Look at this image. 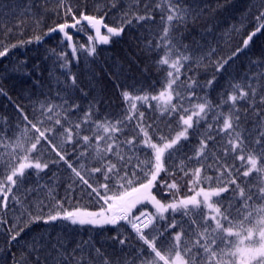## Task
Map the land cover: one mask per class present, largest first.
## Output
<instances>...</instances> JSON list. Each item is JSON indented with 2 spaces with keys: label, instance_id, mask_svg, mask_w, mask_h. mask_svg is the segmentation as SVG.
<instances>
[{
  "label": "snow or ice",
  "instance_id": "6c2138e0",
  "mask_svg": "<svg viewBox=\"0 0 264 264\" xmlns=\"http://www.w3.org/2000/svg\"><path fill=\"white\" fill-rule=\"evenodd\" d=\"M57 4L65 22L49 28L45 35L59 32L72 41L68 29H92L94 35L88 36L92 45L86 49L89 55H95V43L108 44L133 20L153 19L150 6L145 5L144 14L126 11L120 26H109L104 16L77 11L71 0H57ZM39 6L29 4L25 11L31 13ZM110 6L115 8L116 0H110ZM156 8L167 12L156 43L146 44L150 52H157L156 67L165 73L157 94L118 85L124 107L117 114L102 115L97 102L82 107L72 99L69 89L74 91L78 85L71 76L70 85L60 90L65 95L57 92L59 104L40 103L31 115L16 105L22 127L18 125L12 142L0 143L11 149L0 154V213L10 210L11 201L19 215L11 222L0 215V227L7 231L9 245L19 243L26 230L39 222L51 227L60 222L66 231L25 242L14 264H264V71L242 82H230L216 101L199 95L197 89L211 87L215 76L204 85L192 76L181 80L193 64L198 66L204 59L184 43L182 31L189 18L199 19V10L183 0H163ZM255 19L257 26L243 40L244 48L264 30V10ZM23 24L20 20L16 26ZM34 39L40 42L42 37ZM242 50L237 48L232 56L217 61L216 71ZM9 51L8 47L0 50V58ZM72 51H77L75 44ZM60 55L66 67V54ZM253 64L264 69V61ZM0 94L6 95L2 89ZM148 109L158 110L161 117L176 118L177 128L170 121L161 125L146 117ZM210 114L212 122L208 123ZM202 121L207 123L208 134L189 154L185 151L189 130L195 132ZM248 122L251 129L243 126ZM70 156L75 160L70 161ZM61 162L75 178L69 190L79 186L100 205L98 210L66 207L48 185L25 187L30 175L39 176L50 164ZM181 181L190 195L180 194ZM156 189H162L168 199L158 198ZM108 226L116 231L110 237L113 244L132 249L123 258L108 255L91 235L76 238L80 230ZM121 229H130L129 235Z\"/></svg>",
  "mask_w": 264,
  "mask_h": 264
},
{
  "label": "trees",
  "instance_id": "16d2710c",
  "mask_svg": "<svg viewBox=\"0 0 264 264\" xmlns=\"http://www.w3.org/2000/svg\"><path fill=\"white\" fill-rule=\"evenodd\" d=\"M162 2L163 0H116L117 6L112 8L110 0H71L77 11L85 10L88 14L104 16V22L109 26H120L126 11L144 14L145 5L150 6L149 11L153 17L140 22L133 20L131 25H125L124 32L114 37L109 44L96 46L95 55H89L85 46L81 47L86 44L84 37L76 40L77 53L74 59L67 42L59 33L45 35L49 28L65 22L57 0H47L46 4L43 0H0V50L4 47L10 49L6 57L0 58V89L6 93L0 94V129L5 130L0 133L3 137L0 143L12 142L19 133L18 125L22 127L16 105L22 106L24 111L31 115L34 109H39L40 103L52 101L59 104L61 101L57 92H60L61 96L65 95L60 90L70 85L71 76L76 77L78 85L74 91L69 89L72 99L82 107H87L90 101L97 102L102 115L117 114L124 107L118 85L134 86L138 91L157 94L162 87L165 73L156 67L157 52H150L146 44L148 41L155 44L165 26L166 20L162 17H166L167 12L156 8V4ZM183 3L199 10V19L193 22L189 18L187 27L182 29L184 43L196 49L195 54L203 56L204 59L198 66L193 64L186 73L185 69H181L182 73H185L181 75L182 81L186 76H192L204 85L215 76L211 87L198 88L197 92L201 96L207 94L208 98L216 101L230 82H242L246 76H252L256 71H264L257 69L253 64L254 61H264V30L258 32L246 48L243 47V40L257 26L255 17L260 10H264V0H183ZM29 4L40 6L33 7L29 13L25 11ZM33 14L35 19L32 18ZM67 19L68 22L71 21L70 17ZM20 20H24V24L17 27ZM9 28L12 29L11 32L8 31ZM85 31L88 32V29L85 28ZM35 36H41V41L36 42ZM29 40L32 42L29 43ZM13 44L17 46L11 47ZM237 48L243 50L229 60L224 69L217 72L216 62L232 56ZM213 49L214 54L209 55ZM61 53L66 54V67H62L66 61ZM150 103L155 105L156 101ZM145 114L146 117L156 119L161 125L170 121L172 128H177L174 117H161L158 110L151 109L146 110ZM211 122L210 114L208 123ZM243 126L251 129L252 123L248 122ZM208 131L207 123L203 121L195 132L189 130L185 151L191 154L190 149H194ZM10 150L0 147V154ZM69 159L74 161L75 157L70 156ZM74 179L71 170L61 162L50 164L49 169L39 176L35 173L30 175L25 181V187L48 185L54 189L55 198L64 201L66 207L98 210L100 205L84 195L79 186L73 185L74 191L69 190L68 186ZM154 191L157 192L158 198L163 197L165 201L168 199L162 189ZM180 194H191L184 187L183 181ZM9 209L0 215L11 222L19 215V209L13 206L11 201ZM32 211L37 209L33 208ZM62 230L66 231L60 222H57L55 227L42 222L35 223L26 230L19 243L13 242L9 245L7 231L0 227V264H14V257L19 260L23 245L33 237L45 233L55 236ZM121 231L124 235L130 233V229ZM75 235L73 233V236ZM89 235L97 247L103 245L107 254L114 259L123 258L124 254L132 250L131 247L122 248L113 244L110 237L116 235V231L111 226L104 230H80L76 238L87 239ZM131 245L136 246L134 238L131 239ZM41 256L43 258L44 253H41Z\"/></svg>",
  "mask_w": 264,
  "mask_h": 264
},
{
  "label": "rangeland",
  "instance_id": "374dc122",
  "mask_svg": "<svg viewBox=\"0 0 264 264\" xmlns=\"http://www.w3.org/2000/svg\"><path fill=\"white\" fill-rule=\"evenodd\" d=\"M71 22V21H69ZM89 29V28H88ZM102 33H106V29H101ZM68 32L70 35H72V41H67L64 37H63V34L59 33L61 35V37L67 42L68 44V47H69V50L71 51V53L73 54L74 58H76V52L73 53L72 51V45L75 44L76 46V40L81 38V36H85L86 39H87V43H86V49L88 47H90L92 45V42H90L88 40V36L89 35H94V31L92 29H89V32H86V31H77L76 29H68ZM112 39V38H111ZM98 45H104V44H101V43H95V47L98 46ZM138 207H141V206H138ZM150 207V206H149ZM92 211V210H91ZM95 211V210H94Z\"/></svg>",
  "mask_w": 264,
  "mask_h": 264
}]
</instances>
